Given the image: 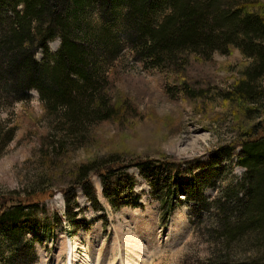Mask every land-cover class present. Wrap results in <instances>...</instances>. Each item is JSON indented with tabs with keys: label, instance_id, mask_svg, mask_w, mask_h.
Segmentation results:
<instances>
[{
	"label": "trees",
	"instance_id": "obj_1",
	"mask_svg": "<svg viewBox=\"0 0 264 264\" xmlns=\"http://www.w3.org/2000/svg\"><path fill=\"white\" fill-rule=\"evenodd\" d=\"M108 12L112 21L106 19ZM55 37L60 42L52 54L47 42ZM123 47L143 65L172 75L166 91L186 99L206 97L211 86L190 69V58L208 59L221 48L239 50L247 62L230 87L209 93L233 107L239 137L215 148L211 161L235 159L244 173L207 201L201 190L206 179L197 175L201 163L182 167L171 161L94 159L69 167L63 219L76 216V187L93 209H102L91 174L99 177L102 196L111 205L139 206L128 170L133 168L163 214L182 202L176 198L182 192L184 202L194 205V217L204 210L213 218L214 227L207 230L214 247L204 264H264L260 254L249 261H235L229 254L235 236L234 241L247 238L264 251V0H0V99L6 95L2 100L8 103L22 101L35 89L56 138L52 144L64 156L67 141L88 139L93 122L118 114L109 89ZM39 50L43 53L37 60ZM10 138L1 124L0 151ZM40 204L0 197V264L36 262L27 231H52L62 222L58 212Z\"/></svg>",
	"mask_w": 264,
	"mask_h": 264
},
{
	"label": "rangeland",
	"instance_id": "obj_2",
	"mask_svg": "<svg viewBox=\"0 0 264 264\" xmlns=\"http://www.w3.org/2000/svg\"><path fill=\"white\" fill-rule=\"evenodd\" d=\"M106 19L112 21L109 12ZM59 42V37L49 40L47 51L53 54ZM221 49L208 59L190 58V69L208 78L211 86L206 97L186 99L166 91L172 75L143 65L123 47L122 58L111 69L109 89L118 114L93 122L88 139L67 141L64 156L59 155L56 142L52 144V138H56L51 135L50 121L35 89L29 90L22 101L8 103L2 100L6 95L1 97L0 125L10 131L11 138L0 151V197L8 202L36 199L62 219L52 231H27V238L33 241L34 264H67L70 253L73 264L205 263V256L212 252L209 230L215 223L204 210L194 217V205L184 202L182 192L176 197L182 202L175 204L168 215L163 214L149 185L129 168L140 204L115 207L102 196L99 177L91 174L90 182L102 209H93L82 189L76 187L73 198L78 207L71 220L63 219V190L70 180L69 167L111 156L124 162L171 161L182 167L186 162L201 163L195 170L206 179L201 180V190L208 196L207 201L240 179L244 168L235 159L220 157L221 163L211 161L216 157L215 148L239 134L233 107L225 105L219 96L210 98L209 93L227 90L247 62L237 48ZM42 53L37 51L35 59L39 60ZM44 186L49 190L32 194L33 189ZM234 238L229 243V254L235 261H249L256 254L264 257L263 246L251 244L247 238L238 242L234 240L239 237Z\"/></svg>",
	"mask_w": 264,
	"mask_h": 264
},
{
	"label": "bare ground",
	"instance_id": "obj_3",
	"mask_svg": "<svg viewBox=\"0 0 264 264\" xmlns=\"http://www.w3.org/2000/svg\"><path fill=\"white\" fill-rule=\"evenodd\" d=\"M73 258V253H70V255H69V259H68V261H67V264H73L72 263V259Z\"/></svg>",
	"mask_w": 264,
	"mask_h": 264
}]
</instances>
